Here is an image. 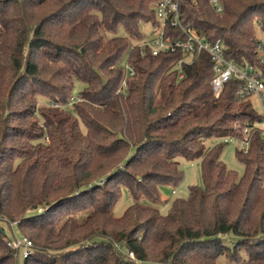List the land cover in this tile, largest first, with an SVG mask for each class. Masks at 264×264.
Segmentation results:
<instances>
[{"label":"trees","instance_id":"1","mask_svg":"<svg viewBox=\"0 0 264 264\" xmlns=\"http://www.w3.org/2000/svg\"><path fill=\"white\" fill-rule=\"evenodd\" d=\"M159 1L0 0V264H19L13 222L32 241L24 264H264L261 131L236 151L242 175L219 140L244 138L263 116L237 96L239 79L214 94L207 52L142 45ZM218 1L221 11L181 0L183 22L238 64L257 63L264 0ZM181 158L201 159L204 185L163 213L161 187L182 180ZM123 188L133 201L115 216Z\"/></svg>","mask_w":264,"mask_h":264},{"label":"built area","instance_id":"2","mask_svg":"<svg viewBox=\"0 0 264 264\" xmlns=\"http://www.w3.org/2000/svg\"><path fill=\"white\" fill-rule=\"evenodd\" d=\"M181 0H160L155 5V11L159 23L153 27V37L143 42L153 55L161 52H175L182 49L191 54L207 52L214 62V76L211 81L214 94L219 97L225 85L232 79L241 80L237 90V96L242 99L255 100L259 107L258 112L263 119L248 123L243 129L244 138L235 135H228L223 138L225 143L240 141L243 143L242 150L247 151L249 148V135L252 129L258 127L264 140V38L260 39L257 46V63L238 64L226 55L225 44L222 40L215 42L201 36L190 23H184L180 11ZM217 10L221 11L222 6L218 0H211ZM178 29L182 36H175L168 32V28ZM181 66V62L179 63ZM134 69L127 65L126 76H132ZM128 86L126 78L122 82V88ZM7 244L17 250L21 246L25 248L24 256L29 253L32 247V241L23 236L18 238L13 236L7 240ZM129 257L134 258L132 251H127Z\"/></svg>","mask_w":264,"mask_h":264},{"label":"rangeland","instance_id":"3","mask_svg":"<svg viewBox=\"0 0 264 264\" xmlns=\"http://www.w3.org/2000/svg\"><path fill=\"white\" fill-rule=\"evenodd\" d=\"M143 32L146 36V39L149 40L151 37H153V28L150 22H146L142 26ZM257 34L260 38H264V35L261 31V29L257 26L256 27ZM123 32V31H122ZM121 32V33H122ZM82 84L78 83L75 88V94L81 89ZM49 105V101L46 98H42L40 102V106ZM253 105L255 108L259 109L257 106V102L253 100ZM220 141H223V138L219 139ZM218 139L210 138L206 141L207 146H211L214 143H216ZM225 143V142H224ZM243 143L240 141H234L230 143H225L224 149L221 154L222 160L226 163L227 167L236 171L238 174L242 175L245 171L244 164L236 157V151L238 149H242ZM181 167L184 170L183 178L178 183V185H163L161 187V192L163 196V200L165 201L163 204H160L159 207L163 213H167L170 203L175 198H184L187 197L189 194V188L190 186H199L203 187V177H202V170H201V159H194V160H188L185 158L180 159ZM132 198L126 188L122 189V194L117 201V203L114 206V214L115 216H121L124 211L127 209V207L132 203ZM4 226L7 227V224L4 223ZM10 229V230H9ZM6 232L9 237L16 236L18 238H21V234L18 233V228L15 222L8 225L6 228ZM28 238V237H27ZM236 239L233 238V242H235ZM24 251L25 248L21 246L19 249H17V255H18V263L24 264ZM218 264H238L235 260L227 259L225 256H220L218 258Z\"/></svg>","mask_w":264,"mask_h":264}]
</instances>
